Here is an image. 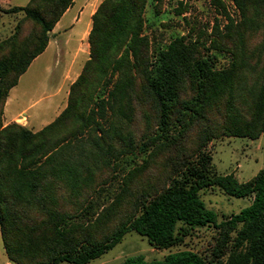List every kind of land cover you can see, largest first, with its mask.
Segmentation results:
<instances>
[{
	"label": "trees",
	"instance_id": "1",
	"mask_svg": "<svg viewBox=\"0 0 264 264\" xmlns=\"http://www.w3.org/2000/svg\"><path fill=\"white\" fill-rule=\"evenodd\" d=\"M142 1L102 0L92 17L90 56L71 85L68 104L53 122L37 132L18 122L5 125V103L21 75L46 50L51 39L49 31L74 0H29L26 6L18 7L37 25L29 36L23 37L17 31L0 45V233L14 264H88L132 231L146 236L152 244L169 248L178 240L179 225L234 230L237 246L247 248L240 264H264V169L251 181L241 183L233 173L216 174L210 153L203 152L198 161L188 163L167 188L142 204L140 214L124 219L101 240L95 234L76 233L65 215L55 210L58 192L80 196L84 190L81 159L75 160L70 154L72 148L65 138L56 144L53 141L55 132L71 119L78 123L75 133L89 132L85 145L115 155L135 149L131 124L139 109L145 118L149 117L145 105L150 103L163 136L176 115L184 123L182 133H186L195 124L208 121L214 111L226 120L224 132L256 138L264 128V66L251 91V116L244 119L239 116L237 100L245 91L249 71L245 60L216 70L197 44L181 36L159 49L149 61L143 49L146 38L141 35ZM236 1L243 9L248 3L258 2ZM213 2L223 6L222 0ZM91 101L93 106L83 109ZM199 127L203 134V127ZM209 132L200 136L204 138L203 146L214 134ZM83 148L96 152L88 146ZM214 187L230 196H253V202L219 221L217 212L201 195L202 190ZM120 264L221 263L193 250H183L150 260L137 254Z\"/></svg>",
	"mask_w": 264,
	"mask_h": 264
},
{
	"label": "rangeland",
	"instance_id": "2",
	"mask_svg": "<svg viewBox=\"0 0 264 264\" xmlns=\"http://www.w3.org/2000/svg\"><path fill=\"white\" fill-rule=\"evenodd\" d=\"M28 2L0 0V45L17 31L24 37L36 28L37 24L27 19L26 12L18 8ZM87 3L88 0H76L56 32L54 29L49 31V48L24 73L25 77L13 91L18 98L15 103L18 109L37 101L27 112L30 116L37 111L35 127L38 121L51 116H44L45 112L39 109L51 99L60 101L62 98V94L57 97L51 94L58 89L74 56L80 53L78 62L81 66H76L79 73L89 59V34L84 33L92 16ZM143 3L141 35L146 38L143 47L146 58L152 61L159 49L168 47L176 37L184 36L187 41L197 44L202 54L210 57L216 70L227 69L233 62L245 60V68L249 71L245 76V91L237 104L239 116L244 119L250 117L249 106L253 103L251 91L264 66V0L248 3L244 9L236 0H222L223 6L220 7L213 0H143ZM83 7L85 13L76 22ZM6 52L8 54L9 49ZM101 89L99 85L98 91ZM92 106L93 101L83 109ZM10 110L11 107L6 112L7 119ZM145 110L149 111L146 114L149 117L145 118L139 109L131 124L137 146L123 155L121 152L117 155L102 152L99 148L90 147L91 144L85 145L89 132L85 131L82 135L75 133L77 129L74 126L77 128L78 123L74 119L55 132L54 143L65 138L72 148L70 154L83 163L82 195L60 191L55 198V210L65 215L76 233L95 234L98 240L103 239L124 219L140 214L144 202L167 188L188 163L198 161L203 152L212 156L216 174L233 173L241 183L251 181L264 169V128L256 138L224 132L226 120L216 116L214 111L208 121L195 124L197 126L186 133V130L182 133L184 123L178 121L176 115L171 119L169 132L163 136L151 103L145 105ZM2 119L4 122V114ZM199 126L203 127V134ZM206 131L207 135L209 131L214 134L207 138L203 146L201 140L204 138L200 139V136H205ZM84 146L96 152L89 153ZM201 195L207 206L217 212L219 221L239 213L254 199L253 196H230L219 187L202 190ZM62 225L67 228L66 224ZM179 227L178 240L169 248L152 244L146 236L132 231L116 247L88 264H120L137 254H143L150 260L183 250H193L221 264H240L246 258L247 248L237 246L234 230L214 226ZM6 255L0 233V264L6 262Z\"/></svg>",
	"mask_w": 264,
	"mask_h": 264
},
{
	"label": "crops",
	"instance_id": "3",
	"mask_svg": "<svg viewBox=\"0 0 264 264\" xmlns=\"http://www.w3.org/2000/svg\"><path fill=\"white\" fill-rule=\"evenodd\" d=\"M75 1L76 0H74L73 5L63 14V16L61 17L59 22L56 24V26L54 28L55 32H56L57 28H59L63 18L74 7ZM89 1H90V3H89ZM100 3L101 2H99L98 0H88L87 6H88V4H90L89 5L90 8H87V9L89 11V15L90 16L93 17V14L97 10V8H98ZM82 13L83 14L85 13L84 12V7L81 10L80 15L77 17L76 22L80 21ZM92 23H93V19L92 20L90 19L89 22L87 23V28H86V31H85L84 34H86V33L89 34L90 33V30H91V27H92ZM50 43H51V40H50L49 45L47 46L46 50L49 48ZM46 50L44 52H46ZM39 56H37L33 60L31 65L39 58ZM79 59H80V53L78 52V54H76L74 56L73 60H72L73 63L71 62L72 64L70 63V66L64 72L63 80L59 84L58 89L56 90V92L54 94H51V96L54 95L55 97H57L58 95L62 94V96H61L62 98H60V101L51 99L50 102L45 107L43 106L42 108L39 109L40 111H44L45 112L44 116H47V115H51V116H50L49 119H42V120H40V122L38 121L36 123V125L38 124L37 127L34 126V123H35L34 121L38 119L37 118V111L34 112V114L30 115V116L27 113L28 109L33 107L35 105V102H37V101H34L31 104L22 105L19 109L16 107V104H15L16 100H18V98H17L16 95H14L13 91L20 85L21 80L25 77L24 76L25 74L21 75L18 84L16 86H14L10 90L9 96H8L7 101L5 103V108H4V123H5V125L10 124L12 122H18V123L26 125V126H28L30 128H33L35 130H40L43 127H45L46 125H48L49 123L53 122L60 115V113L66 108V106L68 104V97H69L71 85L74 83V81H76V79L78 78V76L81 73V72L79 73L78 70H76V66L77 65L81 66L79 64V62H78ZM31 65L29 66V68L31 67ZM29 68L27 70H29ZM34 94H36V93H34ZM13 104H15V105H13ZM9 107H11V110L9 112V118L7 119L6 118V112H7ZM23 118H25V121L22 122ZM6 257H7V255H6ZM3 264H14V263L11 262L9 260V258L7 257L6 262L3 263Z\"/></svg>",
	"mask_w": 264,
	"mask_h": 264
},
{
	"label": "bare ground",
	"instance_id": "4",
	"mask_svg": "<svg viewBox=\"0 0 264 264\" xmlns=\"http://www.w3.org/2000/svg\"><path fill=\"white\" fill-rule=\"evenodd\" d=\"M22 121H25V118H23V120Z\"/></svg>",
	"mask_w": 264,
	"mask_h": 264
}]
</instances>
